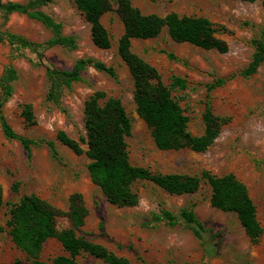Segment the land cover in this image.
I'll return each mask as SVG.
<instances>
[{"label":"rangeland","instance_id":"374dc122","mask_svg":"<svg viewBox=\"0 0 264 264\" xmlns=\"http://www.w3.org/2000/svg\"><path fill=\"white\" fill-rule=\"evenodd\" d=\"M26 3L30 0H1ZM143 13L165 15H201L217 27L226 51L202 48L188 42L173 41L163 29L157 36L133 39L132 50L158 70L165 85L178 75L187 80L185 88L171 89L183 113L187 129L193 135L203 132L202 114L206 101L224 121L212 143L202 151L188 148L162 150L155 146L150 130L139 116L133 99V84L127 66L116 53V43L123 31L116 5L100 20L111 35V45L99 48L91 40L90 24L72 0H49L40 10L60 23V33L75 39L73 47L52 46L43 55L29 49L14 50L0 40V75L11 65L16 77L12 94L1 106V113L15 133L39 141L24 149L18 139L6 138L0 127V189L4 204L0 211V264H29L25 254L8 235V203L23 194L34 193L62 211L68 208L72 193L82 196L87 209L76 235L99 243L131 264H264V61L257 70L243 76L254 51L251 39L264 33V0H130ZM7 30L41 43L53 33L40 21L24 13H0V31ZM168 53L173 54L170 58ZM81 57H93L114 68L116 77L87 67L82 79L61 88L58 102L49 97L47 67L68 69ZM223 78V83L209 91L207 85ZM95 90L118 98L131 120L126 137L129 160L152 172L199 174L208 170L215 175L231 172L242 181L256 207L262 233L253 242L244 232L236 214L222 211L210 203V187L204 180L191 193L170 194L148 180L133 185L137 201L131 206H117L107 201L88 174V158L60 143L55 135L64 131L73 139L84 134L83 103ZM21 103H29L35 122L26 125L20 115ZM52 140L56 157L45 141ZM18 183V193L12 191ZM191 206L205 227L198 238L181 221L169 224L158 219L162 209L176 213ZM69 226L65 216L58 228ZM67 254L59 242L48 239L41 250V260ZM79 264H103L82 254Z\"/></svg>","mask_w":264,"mask_h":264},{"label":"trees","instance_id":"16d2710c","mask_svg":"<svg viewBox=\"0 0 264 264\" xmlns=\"http://www.w3.org/2000/svg\"><path fill=\"white\" fill-rule=\"evenodd\" d=\"M49 0H30L26 3L0 0V13L5 18L12 12L24 13L40 21L51 29L53 35L47 40L36 43L11 33L0 31V40L7 42L14 50L29 49L39 56L44 50L58 45L73 47L75 39L71 35L60 33V23L48 13L40 10L41 4ZM77 9L90 24V37L94 45L108 48L111 35L101 23V16L116 5L123 31L117 39L116 53L127 66L133 84V99L139 116L150 130L155 146L162 150L188 148L194 151L206 149L218 133L223 119L214 114L209 102L202 114L203 132L193 135L187 129L188 117L177 100L171 95V89L185 88L187 80L178 75L171 77V83L165 85L156 67L137 55L131 47L133 39H146L157 36L163 29L175 42H188L202 48H213L226 51V42L216 33L223 29L217 27L207 17L201 15H179L170 11L165 15L143 13L132 5L130 0H72ZM254 1V0H243ZM254 46L251 59L240 71L243 76L253 74L264 61V33L251 39ZM170 58L173 54L168 53ZM87 67L116 77L112 66L93 57L78 58L68 69L47 67L50 80L49 97L58 102L61 88L82 79L81 72ZM16 77L15 69L8 65L0 75V109L12 94L11 81ZM219 78L207 85L209 91L223 83ZM20 115L26 125H32L34 114L29 103H21ZM0 127L6 138L18 139L29 151L30 147L39 143L14 132L0 111ZM84 134L73 139L64 131L56 133L55 138L77 154L84 153L88 158L86 165L91 181L105 195L108 202L117 206H131L137 201L133 185L139 180H148L170 194L194 192L201 180L210 187V203L222 210L234 212L246 235L255 242L262 233V227L256 217V207L250 197L246 185L231 172L215 175L208 170L199 174L152 172L148 168L134 165L129 160L126 137L131 132V120L118 98L107 96L102 90H95L83 103ZM51 153L56 157V149L52 140L45 141ZM12 191L18 193V183L13 182ZM4 204L0 189V211ZM6 226L13 244L18 247L29 260V264H45L41 260L44 243L56 239L67 254L56 255L50 264H79L78 256L90 255L103 264H131L122 256H117L99 243H95L76 235L87 214L82 196L72 193L68 197V208L62 211L34 193L20 195L17 201L9 202ZM65 216L69 226L57 227V220ZM158 219L169 224L178 221L189 227L196 237L202 238L205 233L203 223L198 219L191 206L181 207L176 213L162 209ZM152 264H161L159 262Z\"/></svg>","mask_w":264,"mask_h":264}]
</instances>
